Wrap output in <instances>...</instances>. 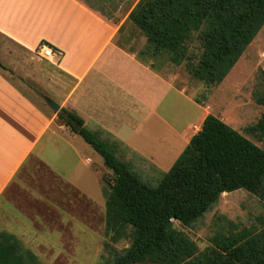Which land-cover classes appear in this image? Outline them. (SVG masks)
Here are the masks:
<instances>
[{"label":"crops","instance_id":"obj_1","mask_svg":"<svg viewBox=\"0 0 264 264\" xmlns=\"http://www.w3.org/2000/svg\"><path fill=\"white\" fill-rule=\"evenodd\" d=\"M138 2L0 0V221L2 230L15 234L24 245L50 247L53 237L64 241L62 233L42 227L7 193L31 157L73 192L91 199V189L99 195L104 191L103 157L60 122L59 110L47 98L79 115L121 160L131 163L136 156L159 169L171 168L212 113L209 102L188 94L182 64L173 63L165 51H147L148 37L129 18ZM41 43L55 49L54 58L47 60L60 70L63 78L58 82L28 67L27 55ZM11 71L50 85L46 102L24 93L9 79ZM57 193L66 198L62 189L37 191L35 197L58 210L51 203ZM72 208L68 203L61 213Z\"/></svg>","mask_w":264,"mask_h":264},{"label":"trees","instance_id":"obj_2","mask_svg":"<svg viewBox=\"0 0 264 264\" xmlns=\"http://www.w3.org/2000/svg\"><path fill=\"white\" fill-rule=\"evenodd\" d=\"M129 18L148 37V52L165 51L194 78L215 85L263 28L264 0H139ZM195 33L202 46L197 62L189 46ZM258 101L264 104V97ZM58 115L112 170L113 182L103 178L109 186L104 245L112 252L110 264H264V220L261 228L217 233L204 250L173 224L191 225L225 192L246 189L264 200V148L209 113L160 183L152 186L79 115L66 108ZM257 125L264 136V113ZM121 240L129 245L115 249ZM0 264L45 263L15 234L0 231Z\"/></svg>","mask_w":264,"mask_h":264},{"label":"rangeland","instance_id":"obj_3","mask_svg":"<svg viewBox=\"0 0 264 264\" xmlns=\"http://www.w3.org/2000/svg\"><path fill=\"white\" fill-rule=\"evenodd\" d=\"M138 40L139 45H142V40ZM189 46L193 60L197 62L202 52L197 33L194 34ZM27 58L28 67L34 68L37 72H43L50 80L58 82L63 78L58 67L51 64L49 60L41 59L35 53L28 54ZM181 70L182 81L188 85V94L196 95L198 101L209 102L210 110L214 115L224 118L232 127L264 148V136L257 125L264 113V104L258 101L264 97L262 76L264 26L220 84H208L194 78L185 64H182ZM8 77L24 93L39 103H45L47 91L52 90L51 86L46 85L41 78L36 79L13 71L8 73ZM187 110L189 114H193L189 106ZM188 113L186 119L189 118ZM130 165L143 181L152 186H157L163 175L170 169H159L151 161L139 159L136 156H133ZM22 170L23 176L11 184L7 193H11L12 200L18 201L24 212L37 217L38 224L42 227H50L53 231H59L64 236L63 244L53 237V246L25 244V247L36 253L45 264H110L112 252L104 245L108 241L105 234V200L109 186L103 178L113 182L112 170L107 167L103 172L104 191L99 195L95 189H91V195L94 197L91 199L82 196L81 192L76 190L73 192L46 165L34 157L27 161ZM83 179L85 183L88 182L86 174ZM52 189L65 191L66 198H61L57 193L55 200L51 201L58 210L49 208L46 203L35 197L37 191L45 194ZM101 193L104 194V199ZM68 203L72 204V210L62 214L61 209H65ZM65 215H69V219ZM263 220L264 200L246 189H238L223 193L218 202L191 225H183L177 220H174L173 224L177 229L187 233L200 250H204L212 244V238L217 233L229 234L244 227L261 228ZM2 229L4 228L0 221V231H4ZM36 242L37 239L34 240V243ZM128 245V240H121L113 244V247L121 250ZM46 248L52 249L49 252Z\"/></svg>","mask_w":264,"mask_h":264},{"label":"built area","instance_id":"obj_4","mask_svg":"<svg viewBox=\"0 0 264 264\" xmlns=\"http://www.w3.org/2000/svg\"><path fill=\"white\" fill-rule=\"evenodd\" d=\"M35 54L42 59H52L55 56V49L46 43H41L36 48Z\"/></svg>","mask_w":264,"mask_h":264},{"label":"water","instance_id":"obj_5","mask_svg":"<svg viewBox=\"0 0 264 264\" xmlns=\"http://www.w3.org/2000/svg\"><path fill=\"white\" fill-rule=\"evenodd\" d=\"M48 104L56 111L60 110V105L56 103L52 98H47ZM78 128H81L80 125L77 126Z\"/></svg>","mask_w":264,"mask_h":264}]
</instances>
